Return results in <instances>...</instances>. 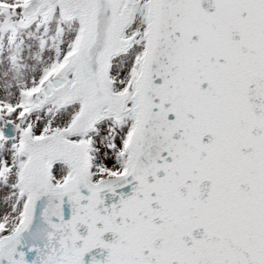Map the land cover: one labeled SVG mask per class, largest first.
I'll use <instances>...</instances> for the list:
<instances>
[{
	"label": "snow or ice",
	"instance_id": "snow-or-ice-1",
	"mask_svg": "<svg viewBox=\"0 0 264 264\" xmlns=\"http://www.w3.org/2000/svg\"><path fill=\"white\" fill-rule=\"evenodd\" d=\"M0 264H264V0H0Z\"/></svg>",
	"mask_w": 264,
	"mask_h": 264
}]
</instances>
